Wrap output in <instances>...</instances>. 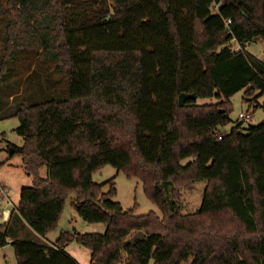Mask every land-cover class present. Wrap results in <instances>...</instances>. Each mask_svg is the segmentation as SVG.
<instances>
[{"label": "trees", "instance_id": "trees-1", "mask_svg": "<svg viewBox=\"0 0 264 264\" xmlns=\"http://www.w3.org/2000/svg\"><path fill=\"white\" fill-rule=\"evenodd\" d=\"M4 5L0 85L4 64L27 52L53 62L69 93L0 108V118L19 119L23 144L13 153L33 177L0 219V248L12 245L17 264H80L64 250L71 237L90 249V264H264V118L222 129L235 92L249 105L264 95V61L244 48L264 41V0ZM106 164L139 178L162 215L124 210L113 182L103 192L92 173ZM196 179L206 180L201 205L183 213L180 190ZM71 193L78 215L104 222L103 233L64 232L52 245L17 237L23 225L42 237L55 228Z\"/></svg>", "mask_w": 264, "mask_h": 264}, {"label": "rangeland", "instance_id": "rangeland-1", "mask_svg": "<svg viewBox=\"0 0 264 264\" xmlns=\"http://www.w3.org/2000/svg\"><path fill=\"white\" fill-rule=\"evenodd\" d=\"M5 0H0V61L5 59V18L2 14V8ZM233 47H238L233 43ZM245 51L253 54L264 61V41L257 37L245 44ZM6 75L0 85V108L2 111H10L22 101L28 103L43 101L50 98H64L68 96L69 81L64 75L54 69V63L50 61L39 60L33 53L20 52L15 59L4 64ZM13 94V95H12ZM12 95V96H11ZM15 97V99H13ZM244 90L235 92L230 101L232 109L229 113L231 121L222 129L228 131L231 126L237 123L242 124V129L249 125H256L264 118V95H261L249 105L245 100ZM216 97H199L198 104L216 102ZM250 112L251 117L243 120L238 117L239 112ZM19 124L16 116L0 118V184L7 187L10 204L5 197L0 198V211L9 209L12 211L18 205L20 189L32 185L33 177L26 173L20 154L11 153L13 146H21L23 138L17 133L15 128ZM193 157H187L182 160L185 164ZM39 173L43 177H48L47 166L40 168ZM92 180L102 184V191L110 190V183L113 182L115 194L112 200L118 201L124 210L133 208L135 214H144L149 211L155 212L161 216L160 208L145 193L142 181L137 177L129 178L123 170H118L111 164H106L92 173ZM191 190L181 189L178 201L179 210L183 213L196 211L202 202L205 179H196ZM2 186V185H1ZM76 194H68L65 198L63 210L55 228L49 230L44 237L35 233L32 229H20L18 238L27 239L46 245H52L57 242L61 233L72 234L74 231L80 233L99 232L103 233L106 229L104 222H89L81 218L73 206ZM26 228H29L28 226ZM64 250L72 255L80 264L90 263V249L74 239H70L64 245ZM0 264H17L16 254L13 246L8 244L0 248ZM123 264V262L119 263ZM148 264H154L151 259ZM183 264H190V260Z\"/></svg>", "mask_w": 264, "mask_h": 264}, {"label": "built area", "instance_id": "built-area-1", "mask_svg": "<svg viewBox=\"0 0 264 264\" xmlns=\"http://www.w3.org/2000/svg\"><path fill=\"white\" fill-rule=\"evenodd\" d=\"M238 117L243 120H248L251 117L250 112H239ZM2 185V186H1ZM8 189L5 185L0 184V198L5 197L8 201L7 203L10 204V200L8 198ZM14 205H12L13 207ZM10 211L9 210H2L0 211V219L6 221L9 218Z\"/></svg>", "mask_w": 264, "mask_h": 264}, {"label": "water", "instance_id": "water-1", "mask_svg": "<svg viewBox=\"0 0 264 264\" xmlns=\"http://www.w3.org/2000/svg\"><path fill=\"white\" fill-rule=\"evenodd\" d=\"M11 153H13V148L10 149ZM145 236V233L143 231H137L135 232L133 235H131L127 241L128 242H132L134 241L135 239L139 238V237H144Z\"/></svg>", "mask_w": 264, "mask_h": 264}, {"label": "crops", "instance_id": "crops-1", "mask_svg": "<svg viewBox=\"0 0 264 264\" xmlns=\"http://www.w3.org/2000/svg\"><path fill=\"white\" fill-rule=\"evenodd\" d=\"M3 210H9V209L6 208V209H3ZM9 211H10V210H9ZM27 226H28V225H23L21 228L25 227V229H31L29 226H28L29 228H26ZM43 237H44V236H43ZM4 247H5V246H4ZM2 248H3V247H2ZM89 264H90V263H89Z\"/></svg>", "mask_w": 264, "mask_h": 264}]
</instances>
